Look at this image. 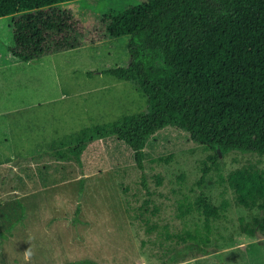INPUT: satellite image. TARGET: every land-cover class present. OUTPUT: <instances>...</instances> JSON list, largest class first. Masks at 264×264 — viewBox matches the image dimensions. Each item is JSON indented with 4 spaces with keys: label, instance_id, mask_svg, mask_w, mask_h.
<instances>
[{
    "label": "rangeland",
    "instance_id": "374dc122",
    "mask_svg": "<svg viewBox=\"0 0 264 264\" xmlns=\"http://www.w3.org/2000/svg\"><path fill=\"white\" fill-rule=\"evenodd\" d=\"M145 1L79 0L47 8L69 10L86 24V45L35 63L10 54L15 14L0 19V264H167L164 249L127 212L149 200V209L158 208L155 215L147 214L153 223L193 229L199 216L183 217L180 205L200 193L215 206L225 199L230 207L214 224L208 255L178 264H264V236L240 230L241 218L249 224L260 212L238 207L234 192L220 182L236 170L264 171V156L221 155L192 142L185 131L167 127L147 140L143 172L130 148L114 138L90 145L82 169L51 157L75 145L91 127L145 111L146 97L136 83L103 74L131 62L128 37H105V16ZM213 154L216 165L201 182ZM156 158L165 161L152 163Z\"/></svg>",
    "mask_w": 264,
    "mask_h": 264
},
{
    "label": "trees",
    "instance_id": "16d2710c",
    "mask_svg": "<svg viewBox=\"0 0 264 264\" xmlns=\"http://www.w3.org/2000/svg\"><path fill=\"white\" fill-rule=\"evenodd\" d=\"M77 1L0 0V19L15 14L11 56L35 63L43 56L85 46L86 24L69 10H47ZM103 23L107 39L128 37L131 58L128 67L103 74L136 83L146 97V109L89 128L75 145L51 153L55 161L73 162L82 169L90 145L114 138L130 148L135 167L143 172L147 140L167 127L185 131L192 142L221 155L264 156V0H146L140 6L109 12ZM209 161L201 182L216 165L217 156L213 154ZM220 182L234 192L238 207L260 212L249 224L241 218L240 230L264 236V171L244 168ZM141 186L151 195L143 180ZM149 204L144 201L136 211L129 208L128 217L164 249L167 264L208 255L217 233L214 224L225 219L230 207L225 199L215 206L200 193L192 203L180 205L183 217L196 214L200 222L193 229H170L151 221L147 214L155 215L158 208L149 209Z\"/></svg>",
    "mask_w": 264,
    "mask_h": 264
},
{
    "label": "clouds",
    "instance_id": "9594fccd",
    "mask_svg": "<svg viewBox=\"0 0 264 264\" xmlns=\"http://www.w3.org/2000/svg\"><path fill=\"white\" fill-rule=\"evenodd\" d=\"M30 256H31V253L29 250L26 251V254H25V259L28 260L30 259Z\"/></svg>",
    "mask_w": 264,
    "mask_h": 264
},
{
    "label": "crops",
    "instance_id": "0c3cea01",
    "mask_svg": "<svg viewBox=\"0 0 264 264\" xmlns=\"http://www.w3.org/2000/svg\"><path fill=\"white\" fill-rule=\"evenodd\" d=\"M39 155L35 156L34 158L38 157Z\"/></svg>",
    "mask_w": 264,
    "mask_h": 264
}]
</instances>
